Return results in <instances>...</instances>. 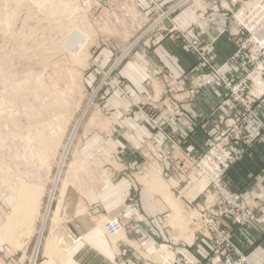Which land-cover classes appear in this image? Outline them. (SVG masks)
Wrapping results in <instances>:
<instances>
[{"label": "rangeland", "instance_id": "rangeland-1", "mask_svg": "<svg viewBox=\"0 0 264 264\" xmlns=\"http://www.w3.org/2000/svg\"><path fill=\"white\" fill-rule=\"evenodd\" d=\"M174 1L163 8L159 0H0V264H62L71 238L79 246L87 228L104 234L105 220L125 211L100 210L103 191L118 189L113 180L112 190L104 187V161L130 140L116 136L131 113L126 103L149 121L152 113L135 105L137 92L119 71L158 34L179 40L171 31L179 28L167 30L165 21L194 0ZM199 1L202 10L221 9L219 0ZM71 31L82 37L70 46ZM233 145L231 136L213 135L202 156ZM151 162L140 155L128 172H147ZM121 168L112 169L116 181Z\"/></svg>", "mask_w": 264, "mask_h": 264}, {"label": "crops", "instance_id": "crops-1", "mask_svg": "<svg viewBox=\"0 0 264 264\" xmlns=\"http://www.w3.org/2000/svg\"><path fill=\"white\" fill-rule=\"evenodd\" d=\"M159 2L167 8L175 1ZM171 20L165 21V28L176 26L199 40L216 65H223L234 53L236 27L228 22L223 10H202L201 2L194 0L176 11ZM155 38L150 50L136 51L134 62H126L119 71L128 89L137 92L133 98L135 105L152 113L149 121L126 103L131 113L122 120L124 129L116 136L126 135L130 140L125 141L123 154H114L104 161L108 177L104 178L108 183L104 187L112 190L113 180L118 189L110 193L104 190L99 207L107 215L125 209L120 238L113 242L101 230L87 228L85 240L79 246L71 238L62 264H164L155 254L160 245L187 249L207 264H225L240 256L250 264H264V94L252 105L254 116L231 136L235 148L245 151L228 169L224 182L235 202L252 211L256 219L240 226L235 222L237 214L220 202L207 188L206 181L187 172L189 158L201 155L206 141L234 122L240 109L228 104L226 90L200 68L194 53L168 34ZM241 66L237 62L224 75L237 81L244 74ZM117 109L110 107L114 112ZM114 112L122 117L119 111ZM256 133L259 137H254ZM140 155L151 156L155 162H151V170L128 172L127 168L131 167L133 172L137 169ZM116 160L118 167L113 165ZM119 167L121 173L116 181L115 172H111ZM124 169L127 171L123 173ZM152 176L157 178L155 182L150 181ZM212 224L231 244L222 248L219 256L213 253L216 240L209 232ZM61 245L62 242L63 250Z\"/></svg>", "mask_w": 264, "mask_h": 264}, {"label": "built area", "instance_id": "built-area-1", "mask_svg": "<svg viewBox=\"0 0 264 264\" xmlns=\"http://www.w3.org/2000/svg\"><path fill=\"white\" fill-rule=\"evenodd\" d=\"M219 2L221 9L224 8L231 12L236 27L235 51L223 65H216L209 57L207 48L197 40L180 32L177 28L171 31L179 34L178 41L196 54L200 68L211 71L215 75L214 77L226 90L225 98L228 104L240 109L235 121L230 124L231 128L227 127L219 134L229 137L235 131L245 127L247 120L254 116L252 105L264 94V0H231L232 6L239 5L234 11L225 6L222 0ZM237 62L242 63L241 70L244 74L236 81L224 75L223 70L225 69L228 74ZM262 89L263 92L260 93ZM254 137H259V133H256ZM249 142L247 141L246 144H251ZM244 151L245 149L240 147L235 148L234 146L229 149L220 146L209 153L206 152L203 156L201 154L198 157L189 158L192 166L190 173L206 181L207 188L216 192L220 202L229 206L232 210H229L230 212L234 211L237 214L235 222L240 226L253 223L256 219L252 211L242 208L235 202L234 194L226 187L224 177L228 169L242 157ZM122 215L123 212L106 219L103 223V231L108 240L121 233L124 227ZM209 232L216 240V248L213 251L215 255H221L222 248L231 247L226 236L222 235L215 224L210 225ZM156 252L160 254L158 256L163 259L164 264H207L197 259L187 249H171L160 245ZM214 263L210 261V264ZM225 264L250 263L246 257L240 256L235 260H227Z\"/></svg>", "mask_w": 264, "mask_h": 264}, {"label": "bare ground", "instance_id": "bare-ground-1", "mask_svg": "<svg viewBox=\"0 0 264 264\" xmlns=\"http://www.w3.org/2000/svg\"><path fill=\"white\" fill-rule=\"evenodd\" d=\"M72 32H73V35L71 36ZM70 33H71V34H70ZM70 33H69L70 36H69V35H68V36L71 37V38H69V39L66 38V42H67L66 44H69V45L71 46V45H73V44L75 45L78 41L80 42V38H81L82 36H81V34H80L79 32H77V31H76V32L71 31ZM68 115L70 116V114H68ZM174 211H175V210H174ZM174 216H175V213H174ZM175 217H176V216H175ZM174 219H175V218H174ZM143 253H144V252H143ZM145 255H146V254H145ZM148 255H149V254H148ZM153 256H154V255H153ZM145 257H148V256H145ZM159 258H160V257H159ZM153 259H154V258H153ZM153 259H152V260H153ZM161 259H162V258H161ZM157 261H158V260H157Z\"/></svg>", "mask_w": 264, "mask_h": 264}]
</instances>
